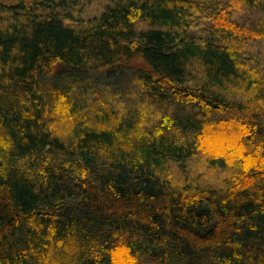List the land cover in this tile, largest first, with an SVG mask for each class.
I'll list each match as a JSON object with an SVG mask.
<instances>
[{"label": "trees", "instance_id": "1", "mask_svg": "<svg viewBox=\"0 0 264 264\" xmlns=\"http://www.w3.org/2000/svg\"><path fill=\"white\" fill-rule=\"evenodd\" d=\"M0 264H264V0H0Z\"/></svg>", "mask_w": 264, "mask_h": 264}, {"label": "rangeland", "instance_id": "2", "mask_svg": "<svg viewBox=\"0 0 264 264\" xmlns=\"http://www.w3.org/2000/svg\"><path fill=\"white\" fill-rule=\"evenodd\" d=\"M223 135L225 136V139L222 138V135L221 136H215L213 139L212 138L204 139L203 144H202V147L204 146L203 147V150H205L204 152H206V151L210 152L211 151L210 154H213V155L222 154V151L224 149L223 142L226 141V142H229L230 144L232 143V132H230V133L225 132ZM216 148H218L219 150L215 151ZM225 156L226 157H224V158L228 160L227 161L228 164H233V162L235 160V156H231V155H228V156L225 155Z\"/></svg>", "mask_w": 264, "mask_h": 264}]
</instances>
